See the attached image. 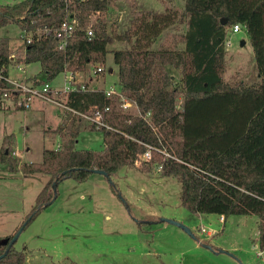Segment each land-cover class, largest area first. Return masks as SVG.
I'll return each instance as SVG.
<instances>
[{
	"label": "trees",
	"instance_id": "trees-1",
	"mask_svg": "<svg viewBox=\"0 0 264 264\" xmlns=\"http://www.w3.org/2000/svg\"><path fill=\"white\" fill-rule=\"evenodd\" d=\"M109 7L110 0L0 4V30L12 24L21 32L57 29L71 17L77 20L64 49L50 35L27 45L17 61L39 64L47 80L65 71L90 78L92 68L106 65L109 37L124 42L127 48L112 54L116 87L131 104L122 109L119 97H107L104 88L70 93L65 104L77 112L108 108L103 121L109 128L96 130L68 114L49 133L59 136L58 148L44 149L40 163H21L12 155V136L3 139L2 166L23 176L44 174L48 180L20 227L0 238V264H27V248L17 249L16 241L9 245L10 240L52 203L61 182L84 183L93 170H100L113 186L112 177L124 167L152 172L160 166L156 171L161 178L180 182L181 205L189 212L225 219L255 215L257 244L264 251V0H185L182 10H137L123 33L117 32L115 23L109 24ZM95 11L105 17L94 24L89 36L86 28ZM236 24L245 30L252 48L259 77L253 83L229 84L222 77L226 34ZM10 55V39L1 37L0 67L9 66ZM171 70L179 75L176 82ZM82 130L101 132L103 149L76 150ZM148 150L150 159L142 160ZM148 218L137 226L145 230L160 221Z\"/></svg>",
	"mask_w": 264,
	"mask_h": 264
},
{
	"label": "rangeland",
	"instance_id": "rangeland-1",
	"mask_svg": "<svg viewBox=\"0 0 264 264\" xmlns=\"http://www.w3.org/2000/svg\"><path fill=\"white\" fill-rule=\"evenodd\" d=\"M184 1L110 0L107 19L109 24L115 23L118 33H123L134 11H162L165 7L182 10ZM13 2L0 0V4ZM21 34L14 24L0 30V38L10 39L11 54L17 59L22 51ZM125 48L124 42L110 36L105 68H113L114 75L102 84L105 74L97 78L85 75L84 81L99 89L116 86L112 52ZM40 70L37 63L27 65L26 75L38 73L44 78ZM170 74L174 82L179 79L176 71ZM222 77L229 84L259 80L244 29L236 34L227 31ZM62 81L61 73L52 85H61ZM59 114L64 119V110L52 105L39 111L0 110V147L11 135L13 149L18 152L12 153L13 157L21 163H40L44 149L54 150L60 144L57 134H49L59 125ZM74 148L101 151L102 133L82 130ZM137 168L118 170L112 177L113 186L94 173L84 183L72 179L61 182L57 197L21 230L16 240L17 249L27 248V264H264V251L257 244L255 215H230L221 222L217 214L189 212L181 205L177 179L161 178L156 170L142 172ZM47 180L44 174L23 176L0 164V238L20 227ZM148 216L179 221L192 234L164 221L140 229L137 222L148 221ZM202 225L212 231V236L200 233Z\"/></svg>",
	"mask_w": 264,
	"mask_h": 264
},
{
	"label": "built area",
	"instance_id": "built-area-1",
	"mask_svg": "<svg viewBox=\"0 0 264 264\" xmlns=\"http://www.w3.org/2000/svg\"><path fill=\"white\" fill-rule=\"evenodd\" d=\"M105 17L104 13L99 11L92 12L89 16V24L86 28L87 34L90 36L93 33L94 24ZM78 27V22L75 18L71 17L61 23L57 29H45L31 32H22L20 40L22 51L20 57L17 59L14 54L10 55V64L8 67H0V110L15 109V110H29L35 102L52 105L60 110H64V118L68 114L80 117L86 122L92 124L96 130L102 128L108 129L109 127L104 123V113L108 108L103 110L92 107L84 113L77 112L65 104V98L70 93L79 91L97 90L99 88L87 85L84 81V76L79 72H63V81L61 85L53 86L52 80L40 78L37 76H27L25 64L17 62L23 57L26 46L39 41L43 37L50 35L54 36L59 41V48L62 50L65 47L66 40L72 35ZM242 26L240 24L234 25L229 31L232 34L240 32ZM108 72V70H106ZM105 73L103 66H96L89 71L90 78H97ZM105 95L118 96L120 107L127 110L131 104L120 94L116 86H110L104 89ZM14 155V153H13ZM167 156V154H166ZM142 160L150 159V151L148 150L141 158ZM160 170V166L156 169ZM220 221H225L223 215H220ZM199 231L207 236H212L210 231L205 226H200Z\"/></svg>",
	"mask_w": 264,
	"mask_h": 264
},
{
	"label": "water",
	"instance_id": "water-1",
	"mask_svg": "<svg viewBox=\"0 0 264 264\" xmlns=\"http://www.w3.org/2000/svg\"><path fill=\"white\" fill-rule=\"evenodd\" d=\"M222 23H224V21H222ZM241 45H243V41L241 42ZM92 173L94 174H99V175H102L104 176V173L100 170H93ZM54 199L51 200V202H53ZM160 221H164V222H168V223H171V224H174L178 227H180L181 229H183L185 232H187L188 234H192L191 230L185 226L184 224H182L181 222L179 221H176L174 219H169V218H161ZM21 232V229H19L15 234L14 236L12 237V239L10 240V243L9 245H12L18 238L19 234Z\"/></svg>",
	"mask_w": 264,
	"mask_h": 264
},
{
	"label": "crops",
	"instance_id": "crops-1",
	"mask_svg": "<svg viewBox=\"0 0 264 264\" xmlns=\"http://www.w3.org/2000/svg\"><path fill=\"white\" fill-rule=\"evenodd\" d=\"M105 68V67H104ZM107 69L105 68V77H104V79L101 81V84L102 83H104L105 81H106V79H107V77L108 76H113L114 75V73H115V71H114V69L113 68H109L108 69V72L106 71ZM31 77L32 76H37V77H39L38 76V73H35V74H32V75H30ZM105 89V88H104ZM48 106H51V105H47V104H43V103H41V102H35L34 104H33V106H32V108H31V111H34V110H37V111H39V110H42V109H45V108H47ZM59 109V108H58ZM63 114V113H62ZM62 114L59 116V125H61V123H62ZM59 125H57V126H59ZM57 126H56V128H57ZM13 148H14V146H13ZM58 148V147H57ZM56 148V149H57ZM14 151H13V153L15 154H17L18 155V152L15 150V149H13Z\"/></svg>",
	"mask_w": 264,
	"mask_h": 264
}]
</instances>
